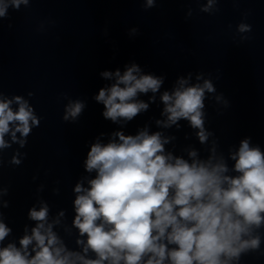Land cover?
I'll return each instance as SVG.
<instances>
[{
	"label": "clouds",
	"instance_id": "obj_1",
	"mask_svg": "<svg viewBox=\"0 0 264 264\" xmlns=\"http://www.w3.org/2000/svg\"><path fill=\"white\" fill-rule=\"evenodd\" d=\"M28 3L0 0V17L6 16L9 7L18 10ZM212 3L208 0L202 10L209 11ZM154 6L155 0H146V8ZM250 30L247 24L238 26L240 33ZM140 73L135 63L123 75L119 70L101 73L106 79L116 78L94 97L104 105V119L131 121L147 111L148 103L137 97L158 92L163 78ZM177 84L171 93L161 95L162 115L167 119L156 123L164 128L179 127L178 121L185 119L198 130L203 144L212 135L205 129V92H215V88L211 80L186 86L188 80L180 78ZM14 102L18 104L15 111ZM84 107L80 101L70 103L64 120H75ZM39 123L21 96L0 98V149L10 147L6 135L16 142L17 132L26 138ZM113 135L118 141L91 145L85 169L90 173L95 170L96 176L88 181V188L79 183L75 187L73 223L80 236L87 237L86 242L78 239L77 244L83 245L85 254L94 252L96 258L65 249L52 224H47L49 210L44 205L39 211L30 210L29 218L38 223L31 235L20 240V248L11 243L0 248V264H231L247 250L259 249L260 235L252 236L254 229L264 225V152L258 146L250 147L249 139L240 142L239 150L231 153L233 170L239 175L229 176L215 147L206 161L196 159V150L189 151V163L165 153L169 138L159 131L149 134L145 128L134 136L122 131ZM19 143L23 146L26 141ZM12 163L20 161L14 157ZM10 232L0 220V242ZM33 242L35 255L28 251Z\"/></svg>",
	"mask_w": 264,
	"mask_h": 264
}]
</instances>
